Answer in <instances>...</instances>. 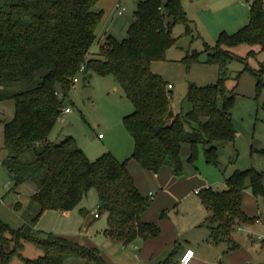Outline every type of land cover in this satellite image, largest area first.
Masks as SVG:
<instances>
[{
  "label": "trees",
  "instance_id": "1",
  "mask_svg": "<svg viewBox=\"0 0 264 264\" xmlns=\"http://www.w3.org/2000/svg\"><path fill=\"white\" fill-rule=\"evenodd\" d=\"M98 1L0 0V101L12 99L16 106L13 119L4 126L7 154L3 164L14 184L13 191L25 182L37 185L30 195L37 208L30 210L32 224L46 210L71 211L90 188H96L98 213L104 210L109 215L106 234L127 244L155 231L141 219L149 199L137 188L127 167L129 160L111 152L91 160L73 136L58 143L49 139L61 113L69 107L65 101L70 91L80 80L90 85L95 74L115 77L133 105V111L123 117L134 144L131 158L145 169L158 173L168 165L181 176L183 142L191 145L190 163L198 144L204 145L207 161L216 162V143L233 141L236 136L230 112L236 92L226 81L228 63L237 56L229 47L248 44L264 49V1L247 0L249 22L231 35L222 33L215 45L206 44L205 62L218 66V79L207 85L191 83L187 93L191 108L178 113L170 105L168 82L151 65L166 60L167 50L177 40L173 36L175 25H184L185 34L192 32L194 21L187 16L182 0L138 1L127 36L118 40L107 34L93 56L90 49L104 13L97 8ZM201 54L198 50L188 54V67L201 61ZM251 71L259 90L264 84L263 68ZM15 81L31 86L17 91L6 88ZM169 111L173 112L171 117ZM248 187L255 196H263L264 172L255 168L234 170L226 179L225 189L208 187L199 192L209 211L207 222L213 241H231L227 237L235 218L242 223L257 221L242 207L243 192ZM29 241L44 254L24 257V245ZM238 245L234 241L230 248ZM15 257L24 264H64L66 259L77 257L87 264H106L95 247L36 233L26 224L13 228L0 218V264H10Z\"/></svg>",
  "mask_w": 264,
  "mask_h": 264
},
{
  "label": "rangeland",
  "instance_id": "2",
  "mask_svg": "<svg viewBox=\"0 0 264 264\" xmlns=\"http://www.w3.org/2000/svg\"><path fill=\"white\" fill-rule=\"evenodd\" d=\"M117 1H98L102 4L104 13L101 28L96 34L97 39L90 49L93 56L98 53L106 33L122 40L127 36V29L134 21V11L140 0H120L125 9L122 14L117 12ZM182 4L187 16L194 21L191 25L192 32L185 34L184 25H175L173 36L177 40L167 50L166 60L154 61L151 65L153 71L172 84L169 89L170 105L174 113L186 112L191 108L187 98L191 83L207 85L215 83L218 79V66L205 62L206 44L215 45L222 33L231 35L250 19L247 0H182ZM229 49L237 56L228 63L229 75L226 81L227 87L236 92V100L230 110L236 128L235 139L216 143V162L207 161L203 144L197 145L193 164L189 161L191 145L185 143L180 151L184 167L182 175L190 177L195 172L203 181L192 189L191 195L189 191H184L186 199L189 196L192 202L199 205L201 198L194 193V189L202 190L207 186L206 188L213 190H223L226 188V179L234 170L255 168L264 172V84L258 90L257 77L251 71L263 68L264 79V49L259 45L248 44H239ZM194 50L202 51L201 61L188 67L186 56ZM30 86L31 84L25 81H15L10 82L6 88L17 91ZM65 104L72 108V112L61 113L49 134L51 141L58 143L71 135L91 160L105 152L118 155L123 160L133 159V140L123 122L124 115L133 111V105L113 75L95 74L90 85L80 80L70 91ZM15 110V102L12 99L0 101V218L13 228L26 224L36 233L80 240L82 244L83 240H87L90 245L97 247L106 264H112L113 261L121 263L122 258H126L121 241L111 240L106 234L108 212L101 210L100 218L94 216L99 212L96 188H90L71 211L59 213L56 210H46L34 224L31 223L30 210L32 206L34 211L37 208L30 201V195L37 189V185L25 182L13 191L14 184L3 164L7 154L3 148L4 126L13 119ZM98 133H103L104 138L99 139ZM126 153L129 156H124ZM151 198L148 195L149 203ZM243 206L249 217L259 218V221L242 223L235 218L234 228L227 237L232 242L223 240L215 245L221 260L217 264H253V260L257 264H264V195L257 197L250 187L246 188L243 192ZM197 234L201 239L202 233L196 231ZM234 241L239 245L231 249L230 245L233 246ZM192 243L198 247L197 242L192 240ZM243 251L248 257L238 256ZM22 253L26 258H37L43 255L44 251L29 241L25 242ZM10 264L24 262L15 257ZM64 264L87 262L77 257L66 259ZM89 264L98 263L92 261Z\"/></svg>",
  "mask_w": 264,
  "mask_h": 264
},
{
  "label": "crops",
  "instance_id": "3",
  "mask_svg": "<svg viewBox=\"0 0 264 264\" xmlns=\"http://www.w3.org/2000/svg\"><path fill=\"white\" fill-rule=\"evenodd\" d=\"M118 2L121 3L118 0L116 7ZM101 6L102 4L97 2V8L103 9ZM102 22L99 23L96 34L101 28ZM70 112H72V108L69 112L64 113ZM98 138L103 139L104 134L102 138ZM185 143L187 142H183L181 147ZM124 156L127 157L129 155L126 153ZM116 157L123 160L118 155ZM127 167L139 191L146 197L148 195L152 197L151 202L142 213L141 219L153 225L155 231L151 235L137 236L127 244L121 242L125 249L126 258H122L121 263L113 261L112 264H178L180 256L187 248L195 250V255L189 264H217L221 262L218 257L219 253L215 250V245L218 242L213 241L211 238V228L207 222L209 214L207 207L202 199L199 205L192 202L189 196L186 199L184 193L186 190L191 195L192 189L203 183L202 179L195 172L190 177L177 176L168 165L163 167L158 173H154L142 167L134 159L128 161ZM195 190L194 193L200 196ZM242 207L244 210L243 205ZM196 231L202 233L201 239H199L200 235H196ZM107 237L109 236L107 235ZM192 240L197 242L198 247L193 245ZM83 241L85 245L95 247L90 245L87 240ZM132 254L133 257H131ZM247 255L244 251L238 254L240 258L248 257ZM253 264H257L256 261L253 260Z\"/></svg>",
  "mask_w": 264,
  "mask_h": 264
},
{
  "label": "built area",
  "instance_id": "4",
  "mask_svg": "<svg viewBox=\"0 0 264 264\" xmlns=\"http://www.w3.org/2000/svg\"><path fill=\"white\" fill-rule=\"evenodd\" d=\"M250 2H252L253 0H249ZM264 1V0H263ZM117 9H118V13H122L124 10V6L118 2L117 3ZM79 78L75 77L74 81L78 82ZM172 87L171 83H168L167 85V89L169 90ZM71 110V107H67L64 109V112H69ZM98 137L102 138L103 137V133L98 134ZM201 190L197 189L195 190L196 193H199ZM152 194V192H151ZM100 214L98 212L95 213V217H99ZM257 221H259V218L257 219ZM195 255V250L193 248H187L183 254L180 256L179 262L178 264H189L191 262V260L193 259Z\"/></svg>",
  "mask_w": 264,
  "mask_h": 264
},
{
  "label": "water",
  "instance_id": "5",
  "mask_svg": "<svg viewBox=\"0 0 264 264\" xmlns=\"http://www.w3.org/2000/svg\"><path fill=\"white\" fill-rule=\"evenodd\" d=\"M172 114H173V112H172V111H169V113H168V117H171ZM256 143H257V142H256Z\"/></svg>",
  "mask_w": 264,
  "mask_h": 264
}]
</instances>
